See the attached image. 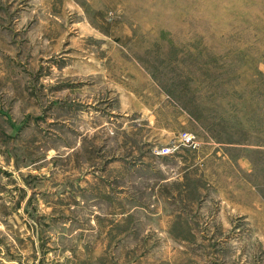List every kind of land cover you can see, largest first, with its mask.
<instances>
[{
	"label": "rangeland",
	"instance_id": "1",
	"mask_svg": "<svg viewBox=\"0 0 264 264\" xmlns=\"http://www.w3.org/2000/svg\"><path fill=\"white\" fill-rule=\"evenodd\" d=\"M0 264H264V0H0Z\"/></svg>",
	"mask_w": 264,
	"mask_h": 264
},
{
	"label": "built area",
	"instance_id": "2",
	"mask_svg": "<svg viewBox=\"0 0 264 264\" xmlns=\"http://www.w3.org/2000/svg\"><path fill=\"white\" fill-rule=\"evenodd\" d=\"M180 138L184 143H194L195 142V135L191 132H184L180 135ZM172 151V148L169 146H165L159 150L160 153L162 154H167Z\"/></svg>",
	"mask_w": 264,
	"mask_h": 264
}]
</instances>
